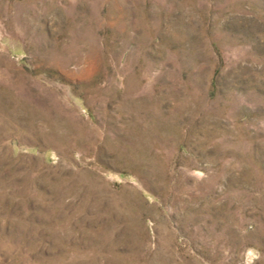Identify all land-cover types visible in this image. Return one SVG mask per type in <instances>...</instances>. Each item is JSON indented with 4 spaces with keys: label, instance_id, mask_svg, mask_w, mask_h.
I'll use <instances>...</instances> for the list:
<instances>
[{
    "label": "rangeland",
    "instance_id": "obj_1",
    "mask_svg": "<svg viewBox=\"0 0 264 264\" xmlns=\"http://www.w3.org/2000/svg\"><path fill=\"white\" fill-rule=\"evenodd\" d=\"M0 264H264V0H0Z\"/></svg>",
    "mask_w": 264,
    "mask_h": 264
}]
</instances>
